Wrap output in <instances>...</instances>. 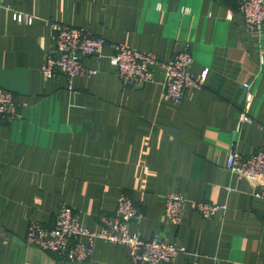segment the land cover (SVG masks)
Segmentation results:
<instances>
[{"label":"crops","instance_id":"crops-1","mask_svg":"<svg viewBox=\"0 0 264 264\" xmlns=\"http://www.w3.org/2000/svg\"><path fill=\"white\" fill-rule=\"evenodd\" d=\"M52 21L162 59L189 47L206 83L173 101L160 72L126 84L105 55L87 57L97 72L71 89L65 75L41 73ZM0 87L23 102L21 117L0 122V264H131L128 245L104 239L85 261L26 242L30 221L53 223L63 203L99 229L124 191L143 214L133 232L187 248L171 264H264V200L254 180L226 167L234 144L244 154L264 149V41L249 34L236 0H2ZM250 94L255 120L238 131ZM174 192L227 207L205 218L188 202L175 225L165 211Z\"/></svg>","mask_w":264,"mask_h":264},{"label":"built area","instance_id":"built-area-1","mask_svg":"<svg viewBox=\"0 0 264 264\" xmlns=\"http://www.w3.org/2000/svg\"><path fill=\"white\" fill-rule=\"evenodd\" d=\"M236 1L237 9L244 16L247 31L261 46L264 41V0ZM13 14L16 21H22L25 16L20 10L13 11ZM51 26V46L41 66V73L45 78L65 75L71 89L76 76L90 77L97 72V69L86 64L85 59L90 56L100 59L105 55L118 69L126 84L155 81L157 73L160 72L159 81L163 94L173 101L183 99L189 89H200L206 83V72L197 76L191 70L194 57L189 47L177 51L169 59H162L156 53L141 51L126 43L108 41L86 26H71L57 21H52ZM108 45L110 51L106 54L105 48ZM244 85L250 86L248 83ZM250 102L251 94L246 108L240 114L236 127L238 131L242 129L245 121L255 120L249 111ZM22 107L23 102L12 90L0 87V122L10 123L21 117ZM226 167L234 173L254 180L256 188L253 194L264 200V149L244 154L234 144L226 153ZM188 202L205 218H211L227 207L225 204L206 200H188L180 193H169L165 200V211L171 223H182ZM142 215L134 199L124 191L118 197L116 212L112 215H100L101 227L91 229L80 219L79 213L72 206L63 203L53 223L46 225L41 221H30L26 242L70 261L90 259L98 239L128 245L131 264H171L178 254L187 252L184 245L170 242L158 233L146 238L133 232L130 222L141 218Z\"/></svg>","mask_w":264,"mask_h":264}]
</instances>
